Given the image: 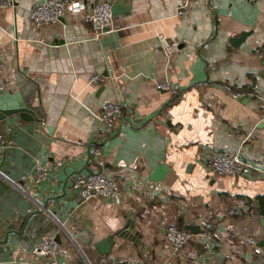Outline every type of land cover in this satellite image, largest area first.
Masks as SVG:
<instances>
[{"label": "crops", "instance_id": "obj_1", "mask_svg": "<svg viewBox=\"0 0 264 264\" xmlns=\"http://www.w3.org/2000/svg\"><path fill=\"white\" fill-rule=\"evenodd\" d=\"M4 1L0 264L34 261L46 239L64 264H264V175L205 164L239 152L264 170V0H131L98 40L86 17L117 0L41 29L31 9L44 0ZM108 102L122 121L92 116ZM87 174L121 179L122 193L84 201L73 182ZM169 225L193 236L181 252Z\"/></svg>", "mask_w": 264, "mask_h": 264}, {"label": "built area", "instance_id": "obj_2", "mask_svg": "<svg viewBox=\"0 0 264 264\" xmlns=\"http://www.w3.org/2000/svg\"><path fill=\"white\" fill-rule=\"evenodd\" d=\"M85 2L86 0H44L32 7L31 21L38 29L57 24L64 18L67 11H71L74 14L84 11ZM9 6H11L10 3L0 0V14ZM114 18L115 15L113 14L111 3L101 2L93 7L91 13L87 15L86 20L93 29L94 39L98 40L111 32ZM257 54L264 61V48L257 51ZM2 71L3 62L0 59V78ZM104 81L105 78L99 74L91 78V82L97 85L103 84ZM5 88V84L1 83L0 80V91H5ZM157 89L169 92L173 96H178L181 92L179 87L173 86L169 82L158 83ZM91 114L102 122L114 124L124 119L126 108L118 102H108L97 113L92 112ZM247 140V137L242 138V143H245ZM93 153H95L94 155H100V149H96ZM205 164L210 172L219 176L264 175L263 169L254 162L244 159L239 152L236 154L212 153L205 159ZM36 171L35 183H39L46 178L48 170L45 166L38 163ZM73 188L80 191L81 198L84 201L95 198L114 200L122 193L121 179L105 174L80 176L73 182ZM192 238L193 236L189 231L183 230L176 225H169L166 228V241L176 252H181L190 243ZM60 252V244L56 239L42 240L32 249L34 261L30 263L17 261L14 264H64L60 259ZM256 252L259 253V250H256Z\"/></svg>", "mask_w": 264, "mask_h": 264}, {"label": "water", "instance_id": "obj_3", "mask_svg": "<svg viewBox=\"0 0 264 264\" xmlns=\"http://www.w3.org/2000/svg\"><path fill=\"white\" fill-rule=\"evenodd\" d=\"M130 8H131V0H117L115 3L112 4V11L114 15H119L124 12H127L130 10ZM11 113L10 112H0V114L4 116H7ZM159 170H164L163 166H160L158 171ZM153 180L155 181V179ZM189 229L193 230V228H189Z\"/></svg>", "mask_w": 264, "mask_h": 264}, {"label": "trees", "instance_id": "obj_4", "mask_svg": "<svg viewBox=\"0 0 264 264\" xmlns=\"http://www.w3.org/2000/svg\"><path fill=\"white\" fill-rule=\"evenodd\" d=\"M262 199H263V200H262ZM261 200H262V204H261L260 208L258 209V211H259L261 214L264 215V198H261Z\"/></svg>", "mask_w": 264, "mask_h": 264}]
</instances>
